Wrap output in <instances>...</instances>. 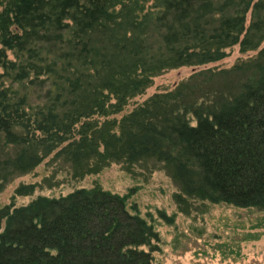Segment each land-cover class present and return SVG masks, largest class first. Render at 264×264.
Returning a JSON list of instances; mask_svg holds the SVG:
<instances>
[{
  "label": "trees",
  "instance_id": "trees-1",
  "mask_svg": "<svg viewBox=\"0 0 264 264\" xmlns=\"http://www.w3.org/2000/svg\"><path fill=\"white\" fill-rule=\"evenodd\" d=\"M142 1L0 0V192L61 147L77 165L103 148L114 160L158 156L189 194L264 207V48L197 73L182 106L151 97L121 135L95 118L122 111L165 69L223 60L237 43L258 49L264 0ZM208 89L212 98L191 102ZM0 230V264H154L143 247L159 238L127 197L100 188L8 205Z\"/></svg>",
  "mask_w": 264,
  "mask_h": 264
},
{
  "label": "rangeland",
  "instance_id": "rangeland-1",
  "mask_svg": "<svg viewBox=\"0 0 264 264\" xmlns=\"http://www.w3.org/2000/svg\"><path fill=\"white\" fill-rule=\"evenodd\" d=\"M155 1L144 0L142 4L149 10ZM251 16L249 12L247 26ZM263 48L264 41L258 49L247 51L237 43L225 49L223 60L165 69L152 76L144 90L128 98L122 111L95 118L101 124L105 120L115 121L112 130L121 135L123 118L151 97L171 94V101L175 99L172 102L182 106L196 87L197 73L231 70L257 59ZM218 86L223 88L217 81L214 90ZM212 94L209 89L196 92L190 100L202 102L205 96L206 100L212 98ZM188 116L196 124L193 116ZM61 149L50 153L27 172L8 176L0 192V210L8 205H28L41 196L63 197L79 189L100 188L127 197L129 210L138 211L159 233L151 247H143L151 252L154 264H264V207L240 208L189 194L172 165L156 155L135 161L124 157L114 160L104 156L102 148L98 155L77 165L59 153ZM29 187L32 189L20 193ZM2 225L4 230V222Z\"/></svg>",
  "mask_w": 264,
  "mask_h": 264
}]
</instances>
